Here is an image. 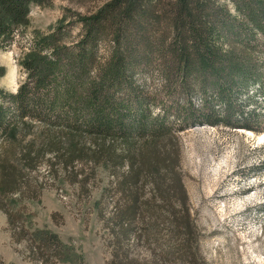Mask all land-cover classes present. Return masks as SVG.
<instances>
[{"label":"trees","instance_id":"obj_1","mask_svg":"<svg viewBox=\"0 0 264 264\" xmlns=\"http://www.w3.org/2000/svg\"><path fill=\"white\" fill-rule=\"evenodd\" d=\"M51 1L0 0V42L23 37L31 6ZM74 17L70 25L61 20L57 29L35 33L29 49L22 50L19 67L27 78L17 93L0 92V134L26 122L57 132L58 142L48 153L65 167L80 161L84 138L95 142L91 153L97 161L127 166L116 186L122 205L111 224L128 237L143 218L145 240L156 242L164 205L173 233L185 242L193 223L178 151L161 142L198 123L259 132L264 0H110L89 17ZM75 25L81 30L73 38ZM102 48L109 53L105 57ZM66 136L70 143L61 155L60 139ZM117 144L123 155L117 154ZM37 155L25 156L22 165L2 162L0 210L14 230V213L1 200L19 192L24 167L35 169ZM40 241L29 239L41 264L48 263L50 251L61 258L56 236L42 235ZM178 250L182 254L183 248Z\"/></svg>","mask_w":264,"mask_h":264},{"label":"rangeland","instance_id":"obj_2","mask_svg":"<svg viewBox=\"0 0 264 264\" xmlns=\"http://www.w3.org/2000/svg\"><path fill=\"white\" fill-rule=\"evenodd\" d=\"M109 1L52 0L31 6L23 37L16 36L7 45L0 42L4 71L0 92L15 94L26 80L19 58L35 33L57 29L61 20L70 25L74 15L89 17ZM80 30L75 25L72 37ZM100 53L109 54L106 48ZM177 101L182 103L180 98ZM193 101L200 103V97ZM259 128L253 132L198 123L161 142L178 151L193 229L184 242V236L173 233V219L161 205L158 240L153 242L144 238L143 225L148 221L142 223L143 218L128 237L111 224L122 205L116 186L127 166L113 168L105 160L97 161L91 153L95 142L86 138L80 142V161L62 166L54 152L48 153L51 144L58 142L57 132L47 133L35 122L16 124L11 133L0 134V171L4 160L22 165L26 153L32 157L38 153L37 166L24 167L19 192L2 197L1 203L14 213L16 229L0 210V264H41L30 250L29 239L40 243L42 235L56 236L62 248L61 258L50 251L47 264H264V119ZM60 140L64 141L62 155L70 141L68 136ZM120 144L114 147L123 155ZM151 196L147 185L144 197Z\"/></svg>","mask_w":264,"mask_h":264}]
</instances>
